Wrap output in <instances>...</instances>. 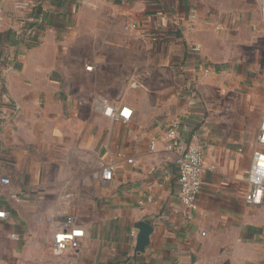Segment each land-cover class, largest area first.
<instances>
[{
  "label": "crops",
  "instance_id": "1",
  "mask_svg": "<svg viewBox=\"0 0 264 264\" xmlns=\"http://www.w3.org/2000/svg\"><path fill=\"white\" fill-rule=\"evenodd\" d=\"M18 1L0 0V178L10 180L0 185V264H264V206L247 203L245 182L253 151H264L261 0H24L23 11ZM104 10L157 39L146 74L114 96L97 83L111 76L110 52L93 53V88L72 58V26ZM104 103L127 107L130 120L105 117ZM176 117L180 144L169 151ZM193 135L205 158L196 211L178 197ZM69 217L83 237L55 255L54 224ZM138 223L151 233L135 252Z\"/></svg>",
  "mask_w": 264,
  "mask_h": 264
},
{
  "label": "built area",
  "instance_id": "2",
  "mask_svg": "<svg viewBox=\"0 0 264 264\" xmlns=\"http://www.w3.org/2000/svg\"><path fill=\"white\" fill-rule=\"evenodd\" d=\"M30 7L28 1L20 0L16 3V8L19 10H26ZM261 8L264 12V0H261ZM2 11L0 9V15ZM186 21L190 28L194 27L197 22V16L194 13L187 15ZM25 25L26 22L24 21ZM24 27V26H23ZM219 29L218 26L215 27ZM33 30L26 29V35L32 36ZM194 51L197 49H193ZM87 72L93 70L92 66L85 68ZM211 69L205 67L202 69V75L207 76ZM1 88V83H0ZM183 91L188 92L187 97L193 99L196 96L195 90L187 84ZM103 115L115 121L128 122L132 116V111L127 107H119L112 104H102L99 107ZM181 121L178 117L174 118L170 123L166 134L165 141L167 143L166 149L171 151L177 148L180 144L178 132ZM160 141L157 137H152L150 140L149 149L154 151L156 144ZM258 144L264 145V106L262 109V120L257 135ZM205 171V158L203 146L199 141V137L193 135L187 142L181 157L178 161V197L184 207L190 211L197 210V197L202 186V176ZM114 176V167L106 165L101 168L100 177L103 181L109 182ZM245 182L247 184V203L254 206H264V151L255 149L252 153V160L250 167L245 171ZM0 185L9 186L10 180L8 178H0ZM12 199H17L14 195ZM17 201V200H16ZM6 213L0 209V219H5ZM204 235V233H202ZM132 240L136 241V231L130 234ZM83 237V231L73 227V219L67 218L62 223H55L53 229V236L51 242V250L55 255H61L67 250H76L79 245V239ZM12 238H15L12 235Z\"/></svg>",
  "mask_w": 264,
  "mask_h": 264
},
{
  "label": "rangeland",
  "instance_id": "3",
  "mask_svg": "<svg viewBox=\"0 0 264 264\" xmlns=\"http://www.w3.org/2000/svg\"><path fill=\"white\" fill-rule=\"evenodd\" d=\"M107 13L108 11L104 10L98 17H95L93 13H87L82 20L76 22L72 26V31L79 36L73 39L71 47L76 51L75 56H72L74 62L83 65L84 70L87 66L93 67V53H99L101 50L102 53L105 51L111 53L107 54L108 63L113 69L109 73L111 76H107L106 80L99 79L97 83L104 93L114 96L118 86L131 85L134 83L132 81L134 75L137 76L135 79H141L139 75L146 74L144 70L147 65L152 64L157 39L142 32L132 23L124 27L119 24L117 17L113 15L107 17ZM107 18L110 22H107ZM114 50L117 52L115 55ZM104 68L107 69V66ZM89 73L91 76L88 86L93 88V70ZM101 75L103 78L105 74L101 72ZM126 78L130 80L121 81ZM131 99L134 98L131 97Z\"/></svg>",
  "mask_w": 264,
  "mask_h": 264
},
{
  "label": "water",
  "instance_id": "4",
  "mask_svg": "<svg viewBox=\"0 0 264 264\" xmlns=\"http://www.w3.org/2000/svg\"><path fill=\"white\" fill-rule=\"evenodd\" d=\"M135 228L137 229L135 252H139L148 244L151 227L146 223H138Z\"/></svg>",
  "mask_w": 264,
  "mask_h": 264
},
{
  "label": "bare ground",
  "instance_id": "5",
  "mask_svg": "<svg viewBox=\"0 0 264 264\" xmlns=\"http://www.w3.org/2000/svg\"><path fill=\"white\" fill-rule=\"evenodd\" d=\"M188 15V14H187Z\"/></svg>",
  "mask_w": 264,
  "mask_h": 264
}]
</instances>
